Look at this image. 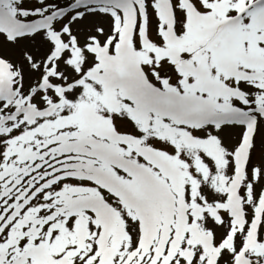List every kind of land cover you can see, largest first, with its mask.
Masks as SVG:
<instances>
[{
	"label": "snow or ice",
	"instance_id": "6c2138e0",
	"mask_svg": "<svg viewBox=\"0 0 264 264\" xmlns=\"http://www.w3.org/2000/svg\"><path fill=\"white\" fill-rule=\"evenodd\" d=\"M0 264H264V0H0Z\"/></svg>",
	"mask_w": 264,
	"mask_h": 264
}]
</instances>
